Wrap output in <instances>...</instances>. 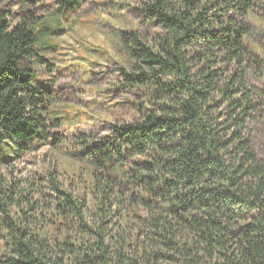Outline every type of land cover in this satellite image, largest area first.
Returning a JSON list of instances; mask_svg holds the SVG:
<instances>
[{"label": "trees", "instance_id": "obj_1", "mask_svg": "<svg viewBox=\"0 0 264 264\" xmlns=\"http://www.w3.org/2000/svg\"><path fill=\"white\" fill-rule=\"evenodd\" d=\"M45 1L17 0L27 9L12 26L0 15V166L59 140L41 116L49 91L21 64L42 58L33 26ZM74 1L49 3L63 15ZM254 2L143 1L142 14L159 31L123 38L134 62L121 75L126 86L146 89L147 105L84 150L99 182L96 211L53 170L36 185L41 197L10 216L25 188L0 178V264H264V159L249 128L264 122V88L246 80ZM113 172L129 180L131 203L145 211L133 209L129 230L114 208H123L117 183L102 174Z\"/></svg>", "mask_w": 264, "mask_h": 264}, {"label": "rangeland", "instance_id": "obj_2", "mask_svg": "<svg viewBox=\"0 0 264 264\" xmlns=\"http://www.w3.org/2000/svg\"><path fill=\"white\" fill-rule=\"evenodd\" d=\"M143 1L75 0L73 8L63 15L56 12L49 0L38 6L33 29L37 53L42 58L26 57L21 64L34 70L36 86L49 91L41 116L48 132L59 140L53 143L49 139L51 141L23 153L11 164L0 166L4 184L17 180L25 188L27 197L19 207H8L10 216H20L21 210L27 211L29 201L41 197L37 191L43 188L36 185L53 170L62 187L86 198L90 212L96 211L93 206L99 182L92 176L94 169L84 150L110 139L114 126L137 120L142 104L147 105L146 89L126 86L121 75L122 70H130L134 62L123 45V38L137 32L149 39L159 31L142 14ZM26 9H21L17 0H0V15H5L9 26L15 24ZM246 22L249 28L245 37L249 51L246 80L250 87L262 89L264 55L257 49H264V4L255 0ZM145 24L148 27H141ZM152 29L158 30L153 32ZM249 128L252 147L258 157L264 159V122L251 123ZM131 161L128 159L124 166L129 167ZM102 174L117 183L115 194L118 193L116 198L120 205L123 203V208H114L122 215L124 230H129L132 225L127 222L132 218L133 209L145 214L141 206L131 203L137 192L120 173ZM87 214L92 221L91 213ZM3 249L0 248V253Z\"/></svg>", "mask_w": 264, "mask_h": 264}, {"label": "clouds", "instance_id": "obj_3", "mask_svg": "<svg viewBox=\"0 0 264 264\" xmlns=\"http://www.w3.org/2000/svg\"><path fill=\"white\" fill-rule=\"evenodd\" d=\"M129 2L130 3H138L139 2V0H129ZM202 2H203V0H202ZM258 2L260 3V4H264V0H258ZM139 23V20L137 19V24ZM141 27H148V25L147 24H145V25H143V26H141ZM156 30H158V29H152V31L154 32V31H156ZM258 51H260L261 52V54L262 55H264V49H257ZM166 79H171V77H165ZM75 129H73V131H74ZM233 143H235L234 141H233ZM232 146V144H229L227 147H231Z\"/></svg>", "mask_w": 264, "mask_h": 264}]
</instances>
